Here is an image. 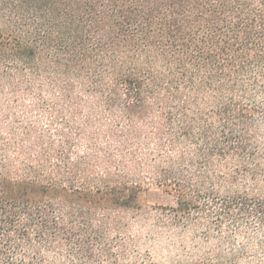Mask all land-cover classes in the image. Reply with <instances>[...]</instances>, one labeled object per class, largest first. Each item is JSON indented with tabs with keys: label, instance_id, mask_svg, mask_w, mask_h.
<instances>
[{
	"label": "trees",
	"instance_id": "16d2710c",
	"mask_svg": "<svg viewBox=\"0 0 264 264\" xmlns=\"http://www.w3.org/2000/svg\"><path fill=\"white\" fill-rule=\"evenodd\" d=\"M0 264H264V0H0Z\"/></svg>",
	"mask_w": 264,
	"mask_h": 264
},
{
	"label": "rangeland",
	"instance_id": "374dc122",
	"mask_svg": "<svg viewBox=\"0 0 264 264\" xmlns=\"http://www.w3.org/2000/svg\"><path fill=\"white\" fill-rule=\"evenodd\" d=\"M139 202L142 205H174V197L161 187L149 186L141 192Z\"/></svg>",
	"mask_w": 264,
	"mask_h": 264
}]
</instances>
